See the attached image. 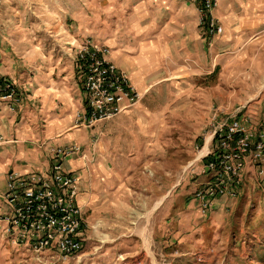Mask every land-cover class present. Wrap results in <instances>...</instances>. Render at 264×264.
Wrapping results in <instances>:
<instances>
[{"label": "rangeland", "instance_id": "obj_1", "mask_svg": "<svg viewBox=\"0 0 264 264\" xmlns=\"http://www.w3.org/2000/svg\"><path fill=\"white\" fill-rule=\"evenodd\" d=\"M130 4L131 0H0V75L18 89L13 77L2 74L5 69L26 73L33 69L29 64L47 59L76 61L78 49L90 46L98 34L119 31L118 27L123 32ZM219 26L223 33L225 27ZM248 38L217 52L211 71H201L197 64L189 68V62L181 88L170 87L145 101L152 118L161 123L155 127L157 143L147 139L149 146L155 145L154 153L143 157L137 150L121 159L129 186L125 218L134 225L141 219L143 247L139 240L127 246L128 240L118 237L122 228L110 227L116 217L107 214L96 228L81 233L83 250L66 264H264V176H256L249 165V181L238 197L216 200L206 218L199 215L195 201L208 177L202 172L204 155L213 146V118L223 122L244 107L254 127L264 125V28ZM18 95L20 102L13 110L22 102ZM11 104L0 101L9 112ZM4 194L0 212L7 207ZM1 221L0 264H63L56 251L36 253L14 244Z\"/></svg>", "mask_w": 264, "mask_h": 264}, {"label": "crops", "instance_id": "obj_2", "mask_svg": "<svg viewBox=\"0 0 264 264\" xmlns=\"http://www.w3.org/2000/svg\"><path fill=\"white\" fill-rule=\"evenodd\" d=\"M126 9L129 21L123 32L118 27L119 31L98 34L89 47L107 48L105 59L127 76L143 98L125 114L93 126L83 123L87 98L74 60L47 59L29 64L33 69L26 73L2 72L13 77L22 102L13 112L0 107V197L6 192L8 174L50 173L51 149L78 145L80 151L63 160L62 166L78 178L76 203L83 210V222L96 228L101 216H115L110 227L122 228L118 237L128 240L129 247L132 240L143 247L141 219L134 225L125 218L129 186L121 159L137 150L143 157L154 153L155 145L148 141L157 143L155 127L161 123L152 118L145 101L170 87L181 88L189 62V68L197 64L201 71H211L223 48L234 47L239 39L243 42L264 28V0H220L214 18L225 29L212 38L199 22L197 6L185 0H131ZM141 141L146 144L139 145Z\"/></svg>", "mask_w": 264, "mask_h": 264}, {"label": "built area", "instance_id": "obj_3", "mask_svg": "<svg viewBox=\"0 0 264 264\" xmlns=\"http://www.w3.org/2000/svg\"><path fill=\"white\" fill-rule=\"evenodd\" d=\"M185 1L197 6L200 24L210 36L222 33L213 16L219 0ZM89 47L78 49L75 68L82 76L87 98L82 121L92 126L129 111L141 97L127 76L105 59L110 53L107 48ZM18 93L14 81L0 75V101H11L10 111L20 102ZM236 111L223 122L213 118V146L204 155L210 161L202 172L208 177L195 196L198 213L205 218L216 200L236 198V188L244 183L249 165L256 176H264V126L254 127L244 107ZM80 149L78 145L52 148L50 173L8 174L3 196L7 207L0 212L9 240L36 253L56 251L63 264L79 257L84 247L81 233L88 227L75 201L78 178L62 166L63 160Z\"/></svg>", "mask_w": 264, "mask_h": 264}, {"label": "trees", "instance_id": "obj_4", "mask_svg": "<svg viewBox=\"0 0 264 264\" xmlns=\"http://www.w3.org/2000/svg\"><path fill=\"white\" fill-rule=\"evenodd\" d=\"M264 126V125H263ZM210 161V158L209 157H207V158H205L204 159V163H207V162H209ZM258 165V164H257ZM249 181V179H246L245 180V183H242L241 185H239L237 188H236V198L238 197V195H239V190L242 188V187H244V185L247 183Z\"/></svg>", "mask_w": 264, "mask_h": 264}, {"label": "bare ground", "instance_id": "obj_5", "mask_svg": "<svg viewBox=\"0 0 264 264\" xmlns=\"http://www.w3.org/2000/svg\"><path fill=\"white\" fill-rule=\"evenodd\" d=\"M206 151V148L200 153V156H202L204 154V152ZM161 202L158 203V205L160 204ZM157 205V206H158Z\"/></svg>", "mask_w": 264, "mask_h": 264}]
</instances>
